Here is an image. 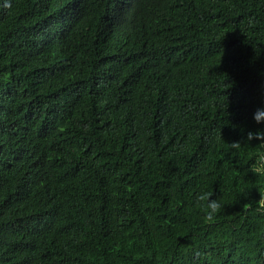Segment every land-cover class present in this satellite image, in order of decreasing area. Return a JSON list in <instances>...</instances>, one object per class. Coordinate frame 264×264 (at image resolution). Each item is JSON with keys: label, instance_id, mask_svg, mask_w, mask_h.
Returning a JSON list of instances; mask_svg holds the SVG:
<instances>
[{"label": "trees", "instance_id": "16d2710c", "mask_svg": "<svg viewBox=\"0 0 264 264\" xmlns=\"http://www.w3.org/2000/svg\"><path fill=\"white\" fill-rule=\"evenodd\" d=\"M258 106L264 0H0V264H264Z\"/></svg>", "mask_w": 264, "mask_h": 264}, {"label": "clouds", "instance_id": "9594fccd", "mask_svg": "<svg viewBox=\"0 0 264 264\" xmlns=\"http://www.w3.org/2000/svg\"><path fill=\"white\" fill-rule=\"evenodd\" d=\"M252 119L257 125L264 124V107L258 106L252 114ZM254 139L259 143L252 146L251 142ZM230 145L238 150L245 161L249 157H255L248 170L260 177L256 187L260 193V203L264 204V127H258L255 131H248L243 144L240 141H233ZM242 145L248 146L252 150L245 152ZM212 195L213 193L209 191H200L195 196L197 204L203 207L205 216L209 220L213 219L222 207V202L217 198L212 199Z\"/></svg>", "mask_w": 264, "mask_h": 264}]
</instances>
